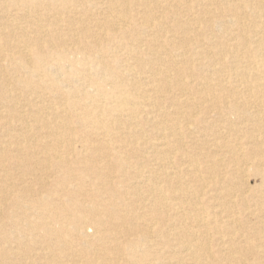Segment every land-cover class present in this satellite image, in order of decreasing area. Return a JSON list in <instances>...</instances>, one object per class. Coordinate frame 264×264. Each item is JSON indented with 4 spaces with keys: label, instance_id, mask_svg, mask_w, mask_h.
I'll return each mask as SVG.
<instances>
[{
    "label": "bare ground",
    "instance_id": "6f19581e",
    "mask_svg": "<svg viewBox=\"0 0 264 264\" xmlns=\"http://www.w3.org/2000/svg\"><path fill=\"white\" fill-rule=\"evenodd\" d=\"M0 264H264V0H0Z\"/></svg>",
    "mask_w": 264,
    "mask_h": 264
},
{
    "label": "rangeland",
    "instance_id": "374dc122",
    "mask_svg": "<svg viewBox=\"0 0 264 264\" xmlns=\"http://www.w3.org/2000/svg\"><path fill=\"white\" fill-rule=\"evenodd\" d=\"M255 179L253 178V179H251V181H253V182H250V186H255V185H259L260 184V182H259V179H256L255 181H254ZM87 232L91 235L92 233H93V229L92 228H88L87 229Z\"/></svg>",
    "mask_w": 264,
    "mask_h": 264
}]
</instances>
